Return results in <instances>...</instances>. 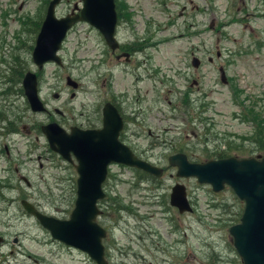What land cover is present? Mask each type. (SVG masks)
I'll return each instance as SVG.
<instances>
[{
	"label": "rangeland",
	"instance_id": "obj_1",
	"mask_svg": "<svg viewBox=\"0 0 264 264\" xmlns=\"http://www.w3.org/2000/svg\"><path fill=\"white\" fill-rule=\"evenodd\" d=\"M45 1L0 0V81L20 67L22 73L34 70L30 48ZM123 1L133 13L132 33L144 37L151 34L155 44L146 49L149 63L139 73L137 87L140 94H145L141 107L148 111L146 125L136 140L143 147L154 138L165 145L149 149L151 153L145 159L166 168L168 154L183 152L191 161L204 162L215 159L211 152L226 142L232 149L231 157L260 155V151L250 153L257 151L256 144L247 140L241 144L240 139H234L235 135L249 137L252 126L239 119L242 108L235 103L233 94L237 91V96L244 99L249 96L264 108V1ZM74 3L78 4V0H63L55 15H65ZM190 4L197 8L192 13ZM189 14H194L192 20ZM231 17L235 21L227 23ZM191 21L196 24L194 32L201 35L187 33L186 26ZM129 33L119 23L117 38L122 41ZM257 40H261L258 49ZM97 50H103V44L95 30L84 23L77 24L68 32L58 53L63 67L48 64L40 74V100L48 111L55 107L68 113V124L87 126L93 122L94 93L100 88L99 81L94 85L91 59ZM191 51L202 59L201 73H195L190 66ZM208 57L211 62H207ZM218 67L229 78L226 84L219 80ZM100 70L104 72V67ZM67 73L80 83L72 99L64 89ZM126 73H114L111 86L115 93L133 83ZM194 80L199 82L198 90ZM185 89L190 90L186 96L182 95ZM1 92L0 85V117L12 123L14 132L0 133V150L3 145L9 148L7 164L0 158V185H5L0 188V264H94L80 251L52 241L19 206L23 199L45 215L67 219L75 197L74 172L45 149L37 128L45 123V116L30 113L22 94ZM54 92H58L57 99L51 97ZM197 116L203 118L201 122ZM52 118L57 120L54 114ZM31 123L37 125L34 134L28 135L26 129ZM147 128L155 136L148 137ZM108 170L106 197L113 201L118 198L126 210L115 212V206L110 205L113 210L109 212L107 202H98L101 214L96 222L107 232L103 246L108 264H240L227 228L237 221L242 203L228 188L214 194L194 179H176L171 169L159 180L141 183L128 169L112 165ZM19 176L25 177L28 187ZM175 182L186 189L190 214L179 215L168 205L169 189Z\"/></svg>",
	"mask_w": 264,
	"mask_h": 264
},
{
	"label": "water",
	"instance_id": "obj_2",
	"mask_svg": "<svg viewBox=\"0 0 264 264\" xmlns=\"http://www.w3.org/2000/svg\"><path fill=\"white\" fill-rule=\"evenodd\" d=\"M60 1H48L34 39L30 58L38 70L47 62L60 65L56 52L66 31L76 22L94 27L108 47H116L112 37L116 21L113 0H79L80 8L74 4L70 14L56 18L54 10ZM74 10L77 12L73 13ZM67 83H70L69 78ZM21 88L29 110L33 113L44 111L37 96L33 73L23 75ZM121 126L117 111L109 104L102 108L101 127L97 130L74 127L65 133L55 123L41 126L40 132L48 148L69 163H72L71 154L77 163L74 165L78 177L73 207L67 219L59 220L40 213L25 200L19 202L24 212L32 216L51 239L85 253L94 264H107L101 244L105 232L95 222L100 214L96 202L103 198L100 184L104 180L106 166L121 164L155 178L162 173L160 168L135 158L127 147L118 142ZM167 165L175 169L176 178H193L197 184L207 185L213 193L224 187L232 191L243 203L238 223L227 229L232 247L242 264H264V153L249 158L227 157L202 163L189 162L184 154L176 153L167 158ZM168 204L178 214L191 212L182 184L175 183L170 188Z\"/></svg>",
	"mask_w": 264,
	"mask_h": 264
},
{
	"label": "flooded vegetation",
	"instance_id": "obj_3",
	"mask_svg": "<svg viewBox=\"0 0 264 264\" xmlns=\"http://www.w3.org/2000/svg\"><path fill=\"white\" fill-rule=\"evenodd\" d=\"M184 8L185 7L181 9L184 10ZM196 9V7H192L190 4V13H192ZM262 10L264 11L263 7ZM188 17L190 20H192V14H189ZM192 26H194L193 21L188 24V33H190L191 35H201V33H194ZM130 31H135V29L131 28ZM135 33L136 32H130L126 38H124L122 41H118V47L114 51L107 50V52H105V55H94L92 66L93 69L91 72H93L94 76V85H96V83L99 81L100 91L94 93L95 101L93 104V122L84 127L94 129L99 128L101 109L105 103H109L117 110L123 122V128L119 135L120 141L127 145L136 157L145 160V158H147L146 155H149L151 153L149 149L155 146H164L165 143L162 141H156V138H154L148 142L146 147H143L139 143H137L136 140L137 133H139L142 127L146 125L145 118L147 116L146 111H148H144L143 108H141V104L144 102L145 94H140L137 87V84L139 82L138 79L140 78L139 73H143L145 64L147 63L148 65L149 63V56L148 54H146V49L153 48L154 45L149 44L148 41H146L144 38H137ZM201 50H203V47H201ZM204 52L205 50L202 51V53ZM216 55L218 57L219 53L216 52ZM192 58L193 53L190 52V64L192 63ZM211 61L212 60L210 58H207V62ZM121 64L126 65L129 68V71L126 69L124 72H127L126 74L132 78L133 83L127 85L124 91L115 93L113 87L111 86V83H113L114 73L121 72L120 70L124 69L120 67ZM102 66L104 67V72L100 70ZM202 69L203 64L202 61L199 60L198 66L194 69V71L196 73L200 71L201 73ZM218 73L219 77L220 73L224 74V70L222 67H218ZM200 78H203V76H200ZM142 79L143 78H141V80ZM63 80L65 86L64 89L66 92H68L69 99L73 98L74 91H68V88H70L68 86H71V84L67 83V79L65 77ZM226 82L228 81L224 80L223 83ZM71 83H74V85L76 86V91L79 90V81H75L72 79ZM197 83V80L193 81L194 85H197ZM129 91H131L132 93H129ZM52 96L57 99L59 97L58 92L52 93L51 97ZM44 105L46 104L44 103ZM61 109L62 108H51L50 110L52 114L57 117V120L52 118V114L49 111H46L44 124L53 122L63 128L65 131H68V129L74 126L76 123L68 124V120L66 119L68 114L64 113V111ZM76 125L79 128L83 127L82 124ZM146 130L148 137L151 138L155 136L152 134L149 128H147ZM27 133H29V130H27ZM3 152L5 157L9 156V152L4 146ZM39 167L41 166L39 165Z\"/></svg>",
	"mask_w": 264,
	"mask_h": 264
},
{
	"label": "trees",
	"instance_id": "obj_4",
	"mask_svg": "<svg viewBox=\"0 0 264 264\" xmlns=\"http://www.w3.org/2000/svg\"><path fill=\"white\" fill-rule=\"evenodd\" d=\"M47 1V0H46ZM45 1V4H46ZM122 8V7H121ZM121 11V9H120ZM121 16H123V14L120 12ZM126 19L128 17H125ZM38 27V24H36ZM31 49V48H30ZM16 62V60H15ZM19 66V65H18ZM16 67V66H15ZM20 67V66H19ZM12 68V67H11ZM22 68H18L15 69L14 72L9 73V75L7 77H3L4 80L0 81V85L2 86V92L1 95L7 93H14L15 95H21V88H20V80L21 77L23 75L22 73ZM237 92V91H235ZM234 92V93H235ZM246 99H242L240 100V103L243 102L242 105V110L241 113H243L241 115V119L243 122L249 121L250 125L252 126V131L249 134V137H242L240 138L241 144L244 141H250V143L252 144H256L257 145V151H250V153L253 152H264V108L260 107L257 105V100L253 101L252 99L248 97H246ZM246 102V103H245ZM245 103V104H244ZM247 111V112H246ZM193 118L188 117V120H191ZM199 122H201L202 118H197ZM11 122L8 121L5 117H0V133H11L12 131H14L13 127L11 126ZM2 133V135H3ZM228 143V142H226ZM226 143H220L216 146L214 152H211L213 157H227L229 156V152L232 150L231 148H228L229 145ZM220 146H223V148H220ZM226 146V147H225ZM253 147V146H252ZM254 150H256L253 147ZM202 155V154H200ZM211 155V156H212ZM196 161H198L196 159ZM146 176V175H144ZM148 178V176H146ZM146 178V179H147ZM153 179V178H151ZM155 180V179H153ZM5 185L1 186L0 188L4 187ZM112 205L115 206V212H119L122 211L124 208L120 205V201L119 200H115L114 202H112ZM110 210H113L111 207H109Z\"/></svg>",
	"mask_w": 264,
	"mask_h": 264
}]
</instances>
